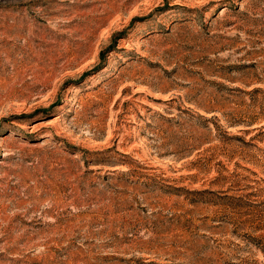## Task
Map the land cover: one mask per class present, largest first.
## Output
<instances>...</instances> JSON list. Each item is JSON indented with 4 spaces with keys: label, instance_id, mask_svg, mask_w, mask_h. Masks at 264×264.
Segmentation results:
<instances>
[{
    "label": "rangeland",
    "instance_id": "1",
    "mask_svg": "<svg viewBox=\"0 0 264 264\" xmlns=\"http://www.w3.org/2000/svg\"><path fill=\"white\" fill-rule=\"evenodd\" d=\"M0 264H264V0H0Z\"/></svg>",
    "mask_w": 264,
    "mask_h": 264
}]
</instances>
